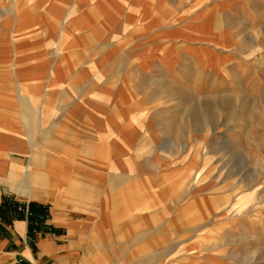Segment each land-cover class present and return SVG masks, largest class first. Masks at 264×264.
Listing matches in <instances>:
<instances>
[{"label": "rangeland", "instance_id": "1", "mask_svg": "<svg viewBox=\"0 0 264 264\" xmlns=\"http://www.w3.org/2000/svg\"><path fill=\"white\" fill-rule=\"evenodd\" d=\"M139 80L140 172L104 199L100 264H264V0H151Z\"/></svg>", "mask_w": 264, "mask_h": 264}, {"label": "crops", "instance_id": "2", "mask_svg": "<svg viewBox=\"0 0 264 264\" xmlns=\"http://www.w3.org/2000/svg\"><path fill=\"white\" fill-rule=\"evenodd\" d=\"M141 75L151 0H0V264H100L104 199L140 172Z\"/></svg>", "mask_w": 264, "mask_h": 264}]
</instances>
